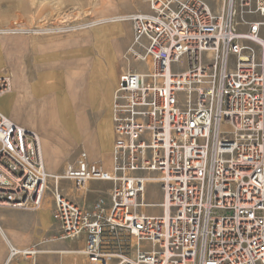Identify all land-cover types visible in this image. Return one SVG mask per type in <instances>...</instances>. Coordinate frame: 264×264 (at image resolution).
Returning a JSON list of instances; mask_svg holds the SVG:
<instances>
[{
    "label": "built area",
    "instance_id": "built-area-1",
    "mask_svg": "<svg viewBox=\"0 0 264 264\" xmlns=\"http://www.w3.org/2000/svg\"><path fill=\"white\" fill-rule=\"evenodd\" d=\"M147 7L126 20L149 75H119L108 164L82 154L50 173L38 136L0 113V209L36 212L49 192L56 234L82 236L88 264H264V0ZM11 89L0 77V97ZM94 183L109 189L87 205Z\"/></svg>",
    "mask_w": 264,
    "mask_h": 264
},
{
    "label": "crops",
    "instance_id": "crops-1",
    "mask_svg": "<svg viewBox=\"0 0 264 264\" xmlns=\"http://www.w3.org/2000/svg\"><path fill=\"white\" fill-rule=\"evenodd\" d=\"M147 11L140 6L118 14ZM128 23L123 20L109 29L67 25L55 33L0 35V77L12 81L11 92L0 97V113L39 137L50 173L74 165L82 154L89 161L104 163L109 158L111 149L102 148L101 130L110 124L111 147L113 95L124 70L122 56L132 42ZM49 215L52 221L51 211Z\"/></svg>",
    "mask_w": 264,
    "mask_h": 264
},
{
    "label": "rangeland",
    "instance_id": "rangeland-1",
    "mask_svg": "<svg viewBox=\"0 0 264 264\" xmlns=\"http://www.w3.org/2000/svg\"><path fill=\"white\" fill-rule=\"evenodd\" d=\"M206 1L212 5V0ZM140 6L147 7V0H0V30L24 29L26 32L3 35L29 36L46 31L51 33L50 30L55 33L60 30L57 27L67 25L70 27H90L94 30L98 27L108 28L117 23H105L97 26H93V24L100 19L121 17L118 14L120 10L129 11ZM126 16L123 15L122 17ZM99 49L101 48L99 47ZM122 57L123 71L129 67L136 70L141 69L142 72L148 70V66L144 62H139L128 56V50ZM103 128L101 130L103 138L101 146L104 150H110L111 144L107 145L110 143L111 137L110 124L109 127ZM103 153L105 152L101 154ZM104 163L108 164L107 156ZM52 171L57 172L60 169L57 168ZM102 187H105L104 190L109 189L108 185L94 184L90 187L92 192L88 196L87 205L96 197V192L103 189ZM146 193L147 202L160 203L161 195L157 187L150 186ZM51 201L52 197L48 192L42 207L43 211L27 212L0 209V248L2 249L0 264L34 263L23 258L9 259V246H14L18 250L35 246L39 250L35 264H88L87 259L82 254L84 247L81 240L82 236L73 241H65L59 239V235L56 234V226L50 220L49 215ZM147 213L159 214L160 210L154 206L147 209ZM51 235H56L57 241L48 242L47 238Z\"/></svg>",
    "mask_w": 264,
    "mask_h": 264
},
{
    "label": "bare ground",
    "instance_id": "bare-ground-1",
    "mask_svg": "<svg viewBox=\"0 0 264 264\" xmlns=\"http://www.w3.org/2000/svg\"><path fill=\"white\" fill-rule=\"evenodd\" d=\"M123 20H126V17H113V18H106V19H100L99 21H96L94 24H93V26L95 25V26H97V25H100V24H105V23H117L118 24V22H121V21H123ZM0 31H2V30H0ZM4 32V31H3ZM5 33V32H4ZM143 57V56H142ZM145 64L148 66V69L150 68V61L148 60V59H146L145 60ZM145 64H143V65H145ZM146 65H145V67H146ZM124 72V71H123ZM143 75H149V72H148V70H146L145 72H141ZM39 138V137H38ZM42 157H43V155H42ZM49 198V197H48ZM38 211H43V209H40V210H38ZM4 237H5V235H4ZM4 243V242H3ZM6 245V244H5ZM0 255H2V249L0 248ZM33 264H35V261H34V263Z\"/></svg>",
    "mask_w": 264,
    "mask_h": 264
}]
</instances>
